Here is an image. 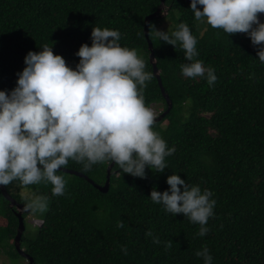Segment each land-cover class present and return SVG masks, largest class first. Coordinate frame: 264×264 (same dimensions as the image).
<instances>
[{"label": "trees", "instance_id": "16d2710c", "mask_svg": "<svg viewBox=\"0 0 264 264\" xmlns=\"http://www.w3.org/2000/svg\"><path fill=\"white\" fill-rule=\"evenodd\" d=\"M161 3L0 0V90L15 87L28 51L52 46L53 53L74 68L80 45L91 46L92 28L107 27L119 30L120 44L135 48L145 60V70L152 72L143 94L147 105L161 106L159 117L169 106L153 72L144 25ZM189 5L187 0H165L163 11L150 25L158 30L166 20L170 33L179 23L188 24L197 40L198 56L193 59L212 67L217 80L209 86L205 78L183 77L180 65L187 61L179 42L174 48L149 34L164 89L172 100L170 111L153 125L168 147L175 148L165 158L163 172L146 168L145 178H138L117 174L112 167L107 192L64 171L63 195H53V186L45 181L6 186L21 204L46 198L43 211L23 213L26 230L21 246L35 264H203L195 253L205 245L212 264H264V64L246 34L229 35L195 20ZM109 166L98 163L85 171L69 159L63 168L103 186ZM172 173L213 192L216 204L206 235H197L198 223L164 211L149 198L153 187L158 191L169 187L166 178ZM17 212L0 188V255H7L11 264L27 260L15 246ZM29 214L38 217L36 225L26 220ZM120 221L123 227H117Z\"/></svg>", "mask_w": 264, "mask_h": 264}, {"label": "clouds", "instance_id": "9594fccd", "mask_svg": "<svg viewBox=\"0 0 264 264\" xmlns=\"http://www.w3.org/2000/svg\"><path fill=\"white\" fill-rule=\"evenodd\" d=\"M189 9L195 20L214 29L246 34L264 64V21L258 17L264 14V0H190ZM149 26L148 33L160 41L174 48L179 42L187 61L180 65L183 77L214 84V69L193 59L198 56L197 40L188 24L181 22L170 33ZM120 38L117 29L93 27L91 46L80 45L74 68L54 54L52 46L27 52L15 87L0 90V185L45 181L53 186V195H63L66 180L61 169L69 159L85 171L107 162L117 174L138 178H145L146 168L164 171L165 158L175 148L154 131L155 112L145 103L143 89L153 74L145 70L137 50L122 46ZM166 183L164 191L153 187L149 198L164 211L198 223L197 235H206L216 204L213 192L188 184L176 173L168 175ZM26 207L41 212L46 198L37 197ZM123 226L118 222L117 227ZM195 254L203 264H212L206 245Z\"/></svg>", "mask_w": 264, "mask_h": 264}, {"label": "water", "instance_id": "95a60500", "mask_svg": "<svg viewBox=\"0 0 264 264\" xmlns=\"http://www.w3.org/2000/svg\"><path fill=\"white\" fill-rule=\"evenodd\" d=\"M187 1L190 2V0H187ZM164 3H165V0H162V3L159 6V8L156 11V13H154V14L146 17V19H145V25H144V32H145L146 38L148 39V44H149L150 62L153 65V72H154V75L158 79V82H159V84L161 86L162 94L166 98L167 103H168V106H169L168 107V110L165 113H163L159 117H156L155 118V122L158 121V120H161L165 116V114L168 113L170 111V109L172 108V100L170 99V96L166 93V91L164 89V86H163V83H162V79H161V75H160V70H159V68L157 66L156 55H155V51H154V45H153V42L150 40L149 33H148L149 25H150L152 19L154 17H156V16H159L161 14V12L164 9ZM198 6H200V5H198ZM263 16H264V14H259L258 17L262 20L263 19ZM112 167L113 166H111V165L108 167L107 181H106L105 185H103V186L95 184L88 176H86L85 174H83L81 172L74 171V170L67 169V168H62L61 171H64V172L70 173V174H74V175H77V176H80V177H84L87 180H89L92 184H94L100 191L107 192L109 190V186H110V178H111V172H112L111 169H112ZM0 188H1L4 196L9 201H11V204L13 206H17V208H18L17 216L19 218V226L17 228V234L15 236V246H16V249H17V251L22 256H24L28 260L29 264H35L33 258L29 254H27L24 251V249L22 248V246H21L22 245V237H23V234H24V232L26 230L23 213L30 212V209H28L25 204L18 203L16 201V199H14L8 193V191L6 189V186L0 185Z\"/></svg>", "mask_w": 264, "mask_h": 264}, {"label": "rangeland", "instance_id": "374dc122", "mask_svg": "<svg viewBox=\"0 0 264 264\" xmlns=\"http://www.w3.org/2000/svg\"><path fill=\"white\" fill-rule=\"evenodd\" d=\"M166 11L162 14V15H166ZM170 26V23L168 21H163L159 24L158 26V30H163V31H166L168 30ZM158 108L155 107H152L154 112H155V118L158 117V115L162 112V108L160 105H157ZM26 220L31 223V225H36L37 223V220H38V217L34 214H29L26 218ZM29 224V227L28 229H33V227ZM0 264H11V259L5 255V254H1L0 255ZM18 264H29L28 260H25V259H20V261L18 262Z\"/></svg>", "mask_w": 264, "mask_h": 264}]
</instances>
